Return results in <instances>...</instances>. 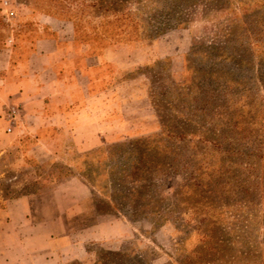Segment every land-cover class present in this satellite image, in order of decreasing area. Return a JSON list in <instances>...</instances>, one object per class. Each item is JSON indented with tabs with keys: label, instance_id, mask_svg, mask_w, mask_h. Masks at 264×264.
Returning <instances> with one entry per match:
<instances>
[{
	"label": "rangeland",
	"instance_id": "obj_1",
	"mask_svg": "<svg viewBox=\"0 0 264 264\" xmlns=\"http://www.w3.org/2000/svg\"><path fill=\"white\" fill-rule=\"evenodd\" d=\"M31 1L76 23L78 44L83 30L104 35L89 37L77 73L84 95L61 103L57 124L25 117L9 133L13 102L0 99L3 206L29 195L28 220L48 233L41 203L57 187L69 236L61 264H93L105 250L128 264H264V0H118L119 25L106 23V2ZM127 12L140 36H129ZM16 18L11 28L0 16V47L21 38ZM134 139L162 140L159 164L138 173L148 182L131 181L136 156L117 147ZM115 180L147 185L135 197L149 205L142 216L96 212Z\"/></svg>",
	"mask_w": 264,
	"mask_h": 264
},
{
	"label": "crops",
	"instance_id": "obj_2",
	"mask_svg": "<svg viewBox=\"0 0 264 264\" xmlns=\"http://www.w3.org/2000/svg\"><path fill=\"white\" fill-rule=\"evenodd\" d=\"M19 2L23 8L16 19L23 34L16 46L0 47V99L20 106L23 119L52 126L60 122L62 102L74 103L77 94L84 95L77 73L85 46L76 43L72 20L38 9L31 0ZM55 189L40 209V220L51 221L48 233L28 220L29 195L10 199L0 209V264H61L69 236ZM47 209L53 216H43Z\"/></svg>",
	"mask_w": 264,
	"mask_h": 264
},
{
	"label": "trees",
	"instance_id": "obj_3",
	"mask_svg": "<svg viewBox=\"0 0 264 264\" xmlns=\"http://www.w3.org/2000/svg\"><path fill=\"white\" fill-rule=\"evenodd\" d=\"M93 1H94L93 4H91L92 7H96V6L100 7L102 6L104 2H106V6L103 7V10L111 11L113 15L112 19L109 18L110 15H104V19H106V23H109V24L113 23V24L119 25L121 24L122 20L126 18L125 14L120 12L121 10L119 9V6L121 5V3L118 2V0H93ZM122 1L124 3L130 2V1H135L138 3L142 2V0H122ZM126 16L130 17V20L133 21V23L131 24V27L133 28L131 32H128L129 36L132 33H135V35L140 36L141 33L137 32L136 30L137 26H135L136 23L137 24L139 23V19L137 20L133 18L132 17L133 14L129 12L126 13ZM78 30H79L78 25L74 23V39L75 40L77 39L76 32H78ZM121 30L123 31L124 29H121ZM81 32H83V35H84L83 45L86 47V50L89 48V47L87 48V46L91 45L89 37L93 38L94 36L96 38L97 37L102 38L104 35L102 30H93L90 32L83 30ZM159 141L161 143L162 140L159 139V140L154 141L152 139H134V140L127 142L126 144L123 143L117 146V147H120L122 145L125 146L128 149L130 154H133L136 156L135 159L131 160L133 161L132 165H133L134 173H132L130 176L132 178L131 181L133 183L138 184V183H144V182L149 181V179H147L145 176H140L139 172H142L143 170L150 171V167L156 168V166L159 164L158 160H156L154 163L151 160L152 156H156L157 154H159V152H156L157 146L155 144L156 142H159ZM160 163H161L160 165H162V162ZM66 169L71 171L70 168H66ZM121 180L120 182L119 180H115L114 182L117 187H115L114 194L111 196L112 200L107 201L104 199H99V202L94 204V208L96 212L99 214H110V213L115 214L116 212H124V214H126L128 212L129 214H127L126 216L131 220H135L140 215L142 216V214L145 213V209H144L145 207L149 208V205L142 204L141 202L139 203L135 199V197L138 198V196L139 197L141 196V194L145 190V186L147 185L139 184L136 187L133 186L131 187V189L125 190L124 187L120 188L121 185L123 186L125 185V183ZM97 186L99 187V189L106 190V186H101V185H97ZM116 197H119V200L117 201L114 200L116 199ZM1 208H3V201L0 200V209ZM128 258H129L128 254H125L119 251H114V250H105V251L99 252L97 259L95 260L93 264H128L130 261L128 260Z\"/></svg>",
	"mask_w": 264,
	"mask_h": 264
},
{
	"label": "built area",
	"instance_id": "obj_4",
	"mask_svg": "<svg viewBox=\"0 0 264 264\" xmlns=\"http://www.w3.org/2000/svg\"><path fill=\"white\" fill-rule=\"evenodd\" d=\"M17 15L18 9L14 0H0V16L7 24L11 26V28ZM12 40V34H10L6 40V43L10 45ZM5 119L8 121V125L6 127L7 132H13L16 128H19L20 132L23 131L21 108L18 105L7 106L5 111Z\"/></svg>",
	"mask_w": 264,
	"mask_h": 264
}]
</instances>
